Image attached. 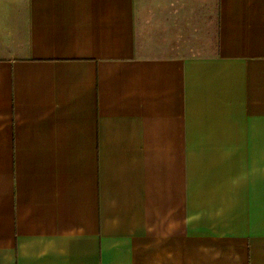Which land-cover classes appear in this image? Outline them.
Returning <instances> with one entry per match:
<instances>
[{
    "label": "crops",
    "instance_id": "1",
    "mask_svg": "<svg viewBox=\"0 0 264 264\" xmlns=\"http://www.w3.org/2000/svg\"><path fill=\"white\" fill-rule=\"evenodd\" d=\"M0 264H264V0H0Z\"/></svg>",
    "mask_w": 264,
    "mask_h": 264
}]
</instances>
